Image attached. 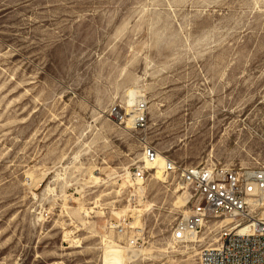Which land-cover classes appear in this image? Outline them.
<instances>
[{"label": "rangeland", "instance_id": "1", "mask_svg": "<svg viewBox=\"0 0 264 264\" xmlns=\"http://www.w3.org/2000/svg\"><path fill=\"white\" fill-rule=\"evenodd\" d=\"M134 86L140 131L110 116ZM146 144L264 165V0H0V264H102L124 207L147 253L131 264H196L169 241L177 189L125 183Z\"/></svg>", "mask_w": 264, "mask_h": 264}, {"label": "built area", "instance_id": "2", "mask_svg": "<svg viewBox=\"0 0 264 264\" xmlns=\"http://www.w3.org/2000/svg\"><path fill=\"white\" fill-rule=\"evenodd\" d=\"M148 115L149 106L143 99L129 114L122 104L110 112L117 126L130 124L139 131L146 127ZM157 154L156 148L144 146V162L133 167L130 176L135 187L154 180L157 169L146 164L155 163ZM162 170L166 190L172 193L180 189L188 209L172 226L171 243L199 248L196 264H264V165H183L166 157ZM131 213L130 209V213L109 221L108 228L136 250L144 245V235L132 228Z\"/></svg>", "mask_w": 264, "mask_h": 264}, {"label": "bare ground", "instance_id": "3", "mask_svg": "<svg viewBox=\"0 0 264 264\" xmlns=\"http://www.w3.org/2000/svg\"><path fill=\"white\" fill-rule=\"evenodd\" d=\"M125 99H126L125 103H120V104H122V106L125 109V112L127 114L130 113V108H132L138 102L139 99H141V100L143 99V100H145L148 103V100H147V97L145 95V92H143V90H142V93L138 95L137 89H136L135 86L129 89V91L127 92V95H126V98ZM120 128L125 129V130H129V131L130 130L133 131V129L130 126V124H127L125 126H120ZM143 162H144V157L142 155V162L141 163H143ZM165 162H166V156H164L163 154H161L160 152H158L157 158L155 160V163H153V164L147 163L146 164V166L148 168L157 169V172L155 173V177L154 178H155V180H157L158 182H161L163 184L166 183L165 177H164V174H163V170H162L163 167H164ZM125 172H126L125 174L127 175L126 176L124 174L126 176V177H124L125 178V183H126V185H128V188H131L132 186H134V184L130 180L131 172L129 171V168L128 167H125ZM92 178L95 181H97V182L99 181V177L98 176H92ZM123 186H124V184H123ZM120 187H122V186H120ZM145 191H146L145 190V184H143V183L142 184H139L138 187H135V193H137L139 197H141L144 194ZM176 192H180V189H177ZM174 205H176L175 208H182V207H185L186 206V201H185V199H183L182 195L178 199V202H176V204H174ZM149 207L152 208V206H149ZM138 210H135L134 207L132 208V211H133L132 218H133V220L131 221V226H132V228L134 230H137L138 232H141L142 233V231H144V230L142 229L143 227H141V217L138 216V218H136V222H135V217L137 216L136 213L138 212ZM128 211H129V208L128 207H124V209H121L120 210V213L118 215V218H120L122 215H125ZM140 211H142V210H140ZM187 213H188V209L184 210V214L183 215H186ZM86 214H87V212H86ZM134 222H135V224H133ZM138 225H140V226H138ZM67 234L69 235V233H67ZM116 238H117V240L113 241L112 238H110L109 235H106V236L102 237V241H101V243L103 245L102 246V250H103L102 251L103 252V254H102V264H131V263L139 260V258H141L142 256H145V254H147L144 249H142V250L140 249V251L139 250L137 251V249H136V251H135V250H131L130 247H129V249H128V247H124V244L125 243H124V240H122L123 237H117L116 236ZM64 239H65V237H64ZM74 242H76V244H77V242H80V240H74ZM78 245H79V243H78ZM125 245L128 246V244H125ZM171 245H172L171 248L175 252L178 245H174L173 243H171ZM75 246H77V245H75ZM183 247L186 248V250H185L186 252H183V253L180 252V255H185L188 252V250H189V248H188L189 245L186 244ZM193 250H195V247H194ZM198 252H199V250H198ZM167 253H169V251H167Z\"/></svg>", "mask_w": 264, "mask_h": 264}, {"label": "water", "instance_id": "4", "mask_svg": "<svg viewBox=\"0 0 264 264\" xmlns=\"http://www.w3.org/2000/svg\"><path fill=\"white\" fill-rule=\"evenodd\" d=\"M157 49L159 50V47H157Z\"/></svg>", "mask_w": 264, "mask_h": 264}]
</instances>
